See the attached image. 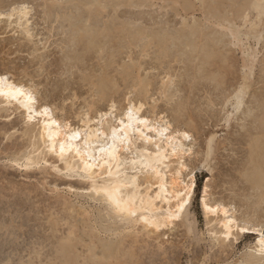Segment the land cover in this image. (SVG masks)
<instances>
[{"label": "rangeland", "instance_id": "rangeland-1", "mask_svg": "<svg viewBox=\"0 0 264 264\" xmlns=\"http://www.w3.org/2000/svg\"><path fill=\"white\" fill-rule=\"evenodd\" d=\"M255 1L0 0V76L34 90L36 108L49 106L61 122L80 127L85 113L96 124L100 113L110 112L112 103L119 117L129 100L142 101L146 116H162L171 129L191 136L185 141L184 169L180 175L177 164L172 170L181 183L191 178L196 183L185 217L160 235L144 234L141 228L140 234L122 233V245L120 238L114 243L119 249L113 244L114 259L108 264L117 260L119 264H247L244 257L256 249L264 232V190L251 178L261 164L258 152L264 153L254 148L259 138L264 141V16L259 18L251 6ZM20 3L31 6L28 27L19 26V14L13 19L5 16L8 5ZM83 35L88 38L82 39ZM91 41L94 48L87 46ZM211 55L214 59H209ZM101 82L112 84L109 89L104 84L101 90ZM243 86L244 95L240 94ZM3 108L0 264L60 263L57 248L72 229L73 238L78 237L72 247L77 264H94L88 260L93 258L89 249L117 239L109 230L112 221L104 206L85 192V183L55 171L51 157L48 166L32 171L13 163L30 149L31 139L25 116ZM205 189L211 203L227 207L240 224L255 231L237 241L216 242L210 234L214 223L201 205ZM64 221L77 224L79 230ZM130 254L138 260L128 259Z\"/></svg>", "mask_w": 264, "mask_h": 264}, {"label": "bare ground", "instance_id": "bare-ground-1", "mask_svg": "<svg viewBox=\"0 0 264 264\" xmlns=\"http://www.w3.org/2000/svg\"><path fill=\"white\" fill-rule=\"evenodd\" d=\"M251 6L258 12L259 18L264 16V0H256L255 2H252ZM28 17L29 16L21 19L19 16V20H18L20 23L19 26L22 27L24 25H26V26L29 25V18ZM80 17H82V16H80ZM246 18H245L244 23L246 22ZM81 19H83V18H81ZM23 21H25V22H23ZM23 29H24L23 31H26L27 35L31 36L30 32H29L30 30H28V28L23 27ZM94 29H96V28L94 27ZM97 29H98V27H97ZM79 30H78V32H79ZM202 30H203V28H202ZM228 30H229V28H228ZM92 31H94V30H92ZM229 31H231V29ZM201 32L202 31L200 30V33ZM82 33H83V31H82ZM182 33H184V31H182ZM231 35L233 36V34H231ZM181 36H183V35H181ZM86 37L88 38V35ZM86 37H84V35H83L82 39H86ZM96 37L94 36L95 39H96ZM102 37H106V36H103V33H102ZM184 37L186 39H188L186 36H184ZM188 37H189V35H188ZM72 39H73V37H72ZM75 40H76V38H75ZM189 40L191 43L193 42V41H191L192 38ZM189 40H187V41H189ZM86 42L88 43V41H86ZM101 42H102V40H101ZM190 42H188V43H190ZM92 44H95V43H92V41H91V44L87 45V46H89V47L91 46V48H94L95 46ZM98 45H96L97 46L96 48H98ZM100 45L102 46V44H100ZM78 46L80 47V45H78ZM190 47H191V44H190ZM192 47H194V45ZM190 49H193V48H190ZM203 50H204V48H203ZM207 51H208V49H207ZM203 52H205V51H203ZM204 54H207V53H204ZM202 55H203V53H202ZM75 56H76V54H75ZM211 56H209V59H214V57L212 56L213 58H211ZM204 59H203V61H204ZM209 59L207 58V60H209ZM205 63H206V61L203 62L202 64L204 65ZM101 81L104 82L105 80H101ZM107 81H108V78H107L106 82ZM102 82H101V84H102ZM104 84L106 85V83H104ZM104 84H102L103 88L101 90H103L105 88ZM111 84H107V85L110 86ZM107 85H106L105 89H107L109 87V86L107 87ZM146 85H147V83H146ZM113 88H114V86H113ZM113 88H112V90H113ZM166 88H167V85H166ZM162 89L164 91V88H162ZM98 90H99V88H98ZM101 90H99V93ZM245 90H246V88H244V86H243V88L240 91V94L244 95ZM33 91L30 88H26V86L19 85V84L15 83L14 81L9 80L8 77L0 76V93H2V94H0V109H2L3 107L9 108V109L14 110L15 112H20L21 114H23L25 116L26 127L28 128V133H26V134H28V137H30V139H31L30 140L31 144L28 143L30 146V149L26 152L24 151V153L20 156H18L19 154H17V155L15 154L18 157L13 160L14 161L13 163H16L17 166H19L20 168L21 167L25 168L27 171L28 170L32 171L33 169L41 168V166L44 164L48 166V164H49L48 158L51 157L55 160V163H56L54 165L53 164L51 165L55 171L63 173L65 176L70 177V178H74V179L77 178L80 181H82L83 183H85L86 186L88 187V188L86 187L87 189H85V192H87L91 196V198L94 199V201H97L101 205L104 206L105 209L103 211H106L107 218L110 221H112V223H110L112 225H110L108 223L110 226L109 230L113 233V237H115L117 239H115V240L111 239V241H110V239H109V241H101V242H99L100 243L99 246L96 247L95 249H94L95 246L92 249L90 248L89 252H91L92 255L94 254V250L96 253L93 256L92 255L89 256V257H93V258H90V259L87 258L88 260H91L92 263H94V264H108L110 259H112V258L114 259V257H113V255H114L113 254V251H114L113 250V244L117 243L118 239L120 238L119 236H121L122 233L135 235V233H138L137 231H139L137 229L141 228L142 229L141 232H144V234L145 233L147 235L148 234H159L163 230H166L169 228L171 229L172 226L177 225V222H179L183 217H185L184 215H185V213H187V211H188V209L191 206L192 201H193L196 183H195L194 178H191L189 181H184L181 183L179 177H176V175L174 173H172L173 167L176 164L178 165V169H177L178 175H180L181 171L185 167L184 162H183L184 157L187 154V150L185 149V145H186L185 141H188V140L184 139L183 136H177L176 135L177 132L183 133L185 131H181V130H175L174 131L173 129H171V125L167 121H165V119H163L162 116L156 117L154 115L155 117H153V118L146 116L144 113L145 104H143L142 101H140V100H139L140 101L139 103H135L136 101L129 100L128 107L126 109H124L123 113H121L122 116H119V117L114 114V112L118 111L117 105L115 103H112L111 105H113V104L116 105L115 110L111 111V112H107V113H100L98 123H96V124H94L95 119L91 118L88 113H85L83 118L81 117L82 125L80 127H78V126L75 127L70 122L64 123V122H61L59 119H57L53 113V110L49 106H44V107H41L39 109L36 108V106H35L36 96L34 94L35 91L34 92ZM141 91H143V90H141ZM105 92H107V91H105ZM143 92H145V90ZM18 93H22V94H18ZM129 107L133 108V112H134V116H135V118L131 122V127L126 126L129 123L127 120V110ZM44 109H47L46 114L44 112ZM110 109H112V106ZM14 111H11V113ZM0 112H1V110H0ZM29 116H31V119H29ZM102 116H103V118H102ZM261 116H262V114H261ZM122 119L125 122L124 125H121ZM137 120H147L148 125L140 124L137 122ZM262 121H263V119H262ZM165 122L167 125L170 126L168 128V132L166 133L165 136H158L155 132H149L148 131L149 127L155 128V127H157V125H159L161 128L165 127ZM260 125H261V123H260ZM36 127H38L37 133H35V131H34V129ZM121 128H123V132H121ZM113 130H115V132H116V139L115 140H113ZM76 132H79V134H80L79 138L69 139V137H71ZM141 132L144 133V136L141 135ZM125 133L127 134L128 139L132 140L131 151H126V149L129 148V144H128L127 140H124V138H123ZM188 135L190 136L189 133H188ZM145 136L153 137L155 143H152V142L146 140ZM257 136H259V135L257 134ZM260 136L263 138L262 135H260ZM253 140H255V138ZM61 144H63L65 146V151L63 153V157H61V155L59 154ZM156 144L161 145V147L159 149L161 162L159 164H157L158 157H157V149L155 146ZM252 144H254V142ZM53 146H55V152L52 151ZM112 146H115L118 149L117 153L115 154V158H113V155L111 153ZM255 146L256 147H254V148L259 149L258 151L264 152V141L261 138H259V140L256 141ZM173 148H175V152H173ZM258 154L259 155H257V151H256V155H257L256 159L260 157V159L262 158V160H264V155H263L264 153L260 154L258 152ZM251 157H253V156H251ZM254 157H253V159L255 161ZM133 160H136L137 163L133 164L132 163ZM262 160H261V164L256 163L257 167L254 166V168L256 167L255 168L256 171L254 172L255 174L253 173L254 175L252 178L249 176L248 180H250V178L254 179L255 184L258 185V186L256 185V187L262 188L264 190V161H262ZM255 162H257V161H255ZM86 165H87V167H86ZM133 177H135V179H133ZM251 182H253V181H251ZM181 194H183V196H181ZM178 199L181 202L184 200L187 201V203L184 204V207L182 210L178 209ZM201 205H202V209L204 211L205 217L208 219L209 222H211L212 224L214 223V228L212 230H210L211 231L210 234H211V237L218 243L225 244L227 242H231L232 239H234V241H237L239 239V237L242 236L243 234L250 233V232L253 233L255 231L254 229L250 228V226L248 224H245V225L240 224L238 222V220L235 218V216L233 214H230L231 212L227 207H225L221 204L211 203L207 199V189L204 190V196L201 200ZM71 213H73V210ZM101 214H102V212H101ZM104 216L105 215H102V216L100 215V219H101V217L103 219ZM83 219L84 218H82V220ZM105 219L106 218H104V220ZM71 220H72V218L70 219V221ZM14 221H16V220H14ZM66 221H67V219H66ZM145 221H147V222H145ZM84 222H86V221L84 220L83 223ZM4 223H6V222H4ZM52 223H53V221H52ZM65 223H67V225L68 224L69 225L75 224V223H69V222H65ZM76 223H78V222H76ZM0 224H1V222H0ZM57 224L58 223H56V225ZM212 224H211V226H212ZM76 225L77 224H75V226L72 225L71 227L74 226L73 228H75L76 230H79ZM52 226H53V224H52ZM85 226H87V225H85ZM241 226H246L248 228V231H244V232L239 231V228ZM18 227H19V225H18ZM3 228H2V230H3ZM9 228H10V226H9ZM11 228H15V227L12 226ZM53 228H54V226H53ZM4 229L6 230V227ZM69 229H72V228H69ZM72 230H69L70 232L67 230L68 231L67 233H69L68 236L65 234L67 237L63 238V242L59 243L60 248H57V249H60L58 251L61 254V255H59V257L61 256V259L63 260L62 262L64 264H66V263L67 264H77L76 258H78V257L76 256V258H74V255H72L73 252L76 251V249L72 250V247L74 249V241H76L78 237H77V235L74 234L77 238L75 236H74L75 239L73 238L74 231L72 232ZM89 230H90V228H89ZM13 231H14V229H13ZM56 231L58 232V230H55V233H56ZM92 231L93 230H91L89 232L91 233ZM7 232H10V231H7ZM141 232L139 231V234ZM90 233H89V235H90ZM9 234L11 235V233H8L7 235H9ZM94 234H95V232H94ZM94 234L92 236L95 238L96 235H94ZM12 235H13V233H12ZM56 236L57 235H55V238H57ZM62 237H59L60 240ZM90 239H92V238H90ZM121 241L122 240L120 238L119 244L121 243V245H122ZM0 242H1V240H0ZM80 242H82V241H80ZM4 243H6V241ZM78 244H80V243H78ZM88 244H86V245H88ZM86 245H84V246H86ZM90 245H91V243H90ZM75 246H77V245L75 244ZM115 246H116V244H114V247ZM88 247H89V245H88ZM117 247H118L117 249H119L118 245H117ZM115 249H116V247H115ZM262 249H264V241H262V237H260L257 240L256 249L254 250V252L253 251H251V253L249 252V254L244 257V261L247 264H257L261 261H264V250H262ZM91 250H93V251H91ZM122 251H125V249L123 248ZM133 251H135V250L133 249ZM86 252H88V251H86ZM75 254H78V250ZM118 254H119V258H120L119 251H118ZM121 254H123V253H121ZM124 256H125V254H124ZM126 256H127V254H126ZM81 257L84 258V255ZM55 258L57 259L58 257H55ZM115 258L117 259L118 257L116 256ZM125 258L126 257H124V260H126ZM131 258L136 259L134 255L133 256L131 255L130 258H128V259H131ZM136 260H138V259H136ZM85 261H86V259H85ZM9 262H11V261H9ZM62 262H60V263H62ZM78 262H82V261L79 260ZM115 262H117L116 264H119L118 262H120V260L119 261L117 260ZM60 263H57V264H60ZM82 263L84 264V262H82ZM111 263H113V262L111 261L110 264ZM129 263H132V261ZM23 264H26V263H23ZM262 264H264V263H262Z\"/></svg>", "mask_w": 264, "mask_h": 264}, {"label": "snow or ice", "instance_id": "snow-or-ice-1", "mask_svg": "<svg viewBox=\"0 0 264 264\" xmlns=\"http://www.w3.org/2000/svg\"><path fill=\"white\" fill-rule=\"evenodd\" d=\"M17 14H19L21 19L29 16L31 14V6L28 5L27 3H20V4H15V5H8L7 8L5 9V16L7 18L13 19V18L16 17ZM0 94H2V93H0ZM18 94H22V93H18ZM115 108H116V105L113 104L112 105V109L110 110V112L114 111ZM44 112L46 114L47 113V109H44ZM102 118H103V116H102ZM134 118H135V116H134L133 108L129 107L128 110H127V120L129 122L126 125L127 127H131V122L133 121ZM29 119H31V116H29ZM137 122L140 123V124L148 125V121L147 120H137ZM124 124H125V122L122 119L121 120V125H124ZM169 127L170 126L167 125L166 122H165V127L161 128L159 125H157V127H155V128L149 127L148 131L149 132H155L158 136H165L166 133L168 132V128ZM121 132H123V128H121ZM141 135L144 136V133L141 132ZM176 135L177 136H183V138L186 139V140H190L191 139V137L188 135L187 132H183V133L177 132ZM79 136H80L79 132H76L71 137H69V139H76V138H79ZM123 138H124V140H127L128 144H129V148L126 149V151H131L132 140L128 139L126 133L124 134ZM115 139H116V132H115V130H113V140H115ZM145 139L150 141V142H152V143H155L153 137H151V136H145ZM209 144H210V148H209V154H210L211 153V141L209 142ZM155 146H156V149H157V157H158L157 164H159L161 162V157H160V152H159V149H160L161 145L160 144H156ZM52 151L55 152V146H53ZM64 151H65V146L63 144H61L60 145V153H59L61 155V157H63ZM117 151H118V149L115 146H112L111 153L113 155V158H115V154L117 153ZM173 152H175V148H173ZM132 163L136 164L137 161L133 160ZM86 167H87V165H86ZM133 179H135V177H133ZM181 196H183V194H181ZM185 203H187L186 200L181 202L178 199V209L182 210ZM145 222H147V221H145ZM239 231H241V232L248 231V228L246 226H241L239 228ZM261 235H262V241H264V232H262ZM262 250H264V249H262Z\"/></svg>", "mask_w": 264, "mask_h": 264}]
</instances>
